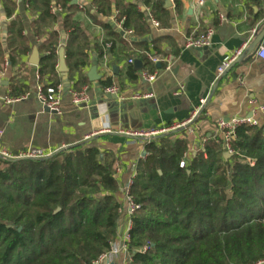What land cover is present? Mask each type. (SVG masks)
I'll return each instance as SVG.
<instances>
[{"label": "trees", "instance_id": "1", "mask_svg": "<svg viewBox=\"0 0 264 264\" xmlns=\"http://www.w3.org/2000/svg\"><path fill=\"white\" fill-rule=\"evenodd\" d=\"M89 0L95 14L72 0H27L36 15L31 29L46 34L39 47L44 73L54 71L53 54L66 44L69 71L89 64V36L80 13L106 31L105 45L126 41L108 22L113 8L124 28L140 37L149 32L136 1ZM11 20L0 37V62L14 63L29 49L22 18L12 0H0ZM176 7L179 1L174 0ZM164 21V0H142ZM56 6L60 11L51 13ZM58 23V30L46 29ZM3 38L6 49L1 43ZM144 44L142 46L144 47ZM110 45V44H109ZM144 58V57H143ZM145 59V58H144ZM145 66L155 65L145 59ZM132 70V68H130ZM107 86V83H104ZM157 136L145 145L129 195L140 207L132 215L128 251L131 264H247L264 261V122L241 125L225 158L219 135L179 167L186 139ZM116 158L79 144L42 159H0V264H94L117 237L122 203L116 193ZM147 246L142 252L139 248ZM115 264V263H113Z\"/></svg>", "mask_w": 264, "mask_h": 264}, {"label": "crops", "instance_id": "2", "mask_svg": "<svg viewBox=\"0 0 264 264\" xmlns=\"http://www.w3.org/2000/svg\"><path fill=\"white\" fill-rule=\"evenodd\" d=\"M12 1L16 5L13 15L18 14L23 20L29 49L14 63H8L6 59L0 62V85L3 92L11 95L30 92V96L14 104L0 102V129L3 131L1 144L12 152L33 146L52 154L61 148L69 149L85 144L112 154L116 158V196L123 205L113 245L119 246L125 233L124 187L132 175H135L138 161L147 155L145 145L148 142L143 137L132 136L128 132H147L185 122L198 106L199 100L206 97V103L193 123L170 135L171 139L187 140L188 149L182 158L186 156L189 160L202 149L208 138L218 135L215 128L217 120L254 114L260 124L264 122L262 112L259 111L264 104V60L256 56V47L250 52H246V49L237 65L216 78L218 66L249 37L250 30L257 28L253 40L260 32L263 26L264 0H203L202 4L198 3L199 0H178L179 7H176L174 0H164L167 17L163 18V22L153 14L149 6L142 4V0H125L124 2H137L149 32L137 37L133 35L132 28H125L131 30L132 34L121 36L131 43L125 46L116 41L113 47L111 43H107L105 46L108 48H103L101 56H98L95 44L102 46L106 31L82 9L81 20L89 36V64L79 72L69 71L65 60V73L58 69L59 56L55 52L54 71L44 73L41 70L40 62L44 53L40 52L39 47L47 36L34 35L31 22L36 15L26 8L27 0ZM74 4H79L80 7L85 5L90 14H95L89 0H76ZM147 10L158 22V27L151 24ZM118 14V10L113 8L108 17L98 16L97 20L108 22L120 32L121 29L116 25L121 22ZM220 14L225 18L224 21H220ZM0 15H3L1 2ZM58 28V23H55L46 30ZM209 28L214 33L205 49L184 47L185 37L201 35ZM66 37L67 34L62 35L56 51L59 52L63 40L66 43ZM1 43L5 51L3 38ZM34 48L38 52L37 65L29 63ZM65 50L66 44L64 55ZM147 53L162 58L153 63L154 69L150 64H144L145 59L149 62ZM92 65H96L100 76L95 81H90L87 76ZM143 70L157 71L158 76L149 83L140 76ZM38 83L62 85L60 113L50 112L38 103L34 95ZM85 86L89 104L84 107L75 106L70 92ZM109 86L117 88L115 100L106 97L105 89ZM147 93H152L153 97L133 98ZM203 139L205 142L202 146ZM126 257L125 252H120L115 257H109V261L127 264Z\"/></svg>", "mask_w": 264, "mask_h": 264}, {"label": "built area", "instance_id": "3", "mask_svg": "<svg viewBox=\"0 0 264 264\" xmlns=\"http://www.w3.org/2000/svg\"><path fill=\"white\" fill-rule=\"evenodd\" d=\"M169 1L173 2V0H169ZM198 3L202 4L203 0H199ZM58 11H60V8H57L56 6H52L50 8L51 13H55ZM147 15H148V18L150 19L151 24L154 27H158L159 26L158 22L153 18L149 10H147ZM219 18H220V21L225 20V18L221 14L219 15ZM112 19L114 22H116L114 17H112ZM10 20L11 18H6L3 15H0V37L2 36L5 25ZM116 25L121 29V31H123V34L125 36H130L132 34L131 30H128L122 27L121 22H117ZM213 33H214V30L212 28H209L206 30L205 33L201 35L187 36L185 37L184 47L185 48L207 47L211 42ZM256 33H257V28L255 27L252 28L250 30L249 37L244 42H242L239 48L234 50L231 54H229L223 59L220 66H218L217 68L216 78H218L221 74H223L225 70L229 67V65L247 49V47L253 41V38L256 35ZM61 47L64 48V44H62ZM55 54H58V51H55ZM255 54L259 59L264 60V38L261 40L260 43L257 44ZM147 57L152 63H157L162 60V58L154 54H151V53H147ZM129 62L132 63V60H129ZM140 76L143 80L149 83H152L157 78L158 72L157 71L149 72V71L143 70L141 71ZM182 89L183 88L181 87L180 90L182 91ZM61 91H62L61 84L44 85L43 83H38L36 86V91L34 95L38 103L43 108L53 113H60ZM105 92L107 94H116L117 88L115 86H109L105 89ZM29 96H30V92H26L24 94L16 95V96L11 95L9 92L7 93L3 92L2 87L0 85V102L4 104H14L17 102H21L27 99ZM70 96H71V101L75 106L84 107L89 104V96L87 93L86 86L80 90L71 91ZM151 97H153V94L147 93L142 96L136 95L133 98L142 99V98H151ZM206 100H207L206 97H203L199 100L198 106H196L192 110L190 117L185 122L172 124L171 126H168V127L152 129L147 132H128L127 134H130L132 136H137V137H143L147 143L157 136L168 134V133H173L179 129L185 128L191 125L193 121L198 117L202 107L206 103ZM259 111L262 112V115H263L262 118L264 119V104L259 108ZM241 125L258 126L260 125V120L254 114H251L250 116H233L227 120L219 119L215 123L216 131L221 138L222 147L225 150L226 154H232L231 140L234 138L236 129ZM105 131H109V130H105ZM2 134H3V131L2 129H0V159L1 160L12 161V160H24V159H42L52 154V153H47L44 150L33 147V146L26 147L18 152H12L2 146L1 144ZM203 142H205V139H203L202 141V146H203ZM187 160L188 159L186 158V156H184V158H182L179 162V167H182V168L185 167ZM133 177L134 175H132V177L126 182V185L124 187V200H125L124 215H125L126 227H125V233L123 235L122 242L119 246L112 244L110 251L107 254L101 256L99 261L95 262L94 264H102V262L105 259H109V257L111 256L115 257L120 252H125L126 255L128 254L125 262L127 264H131V255L128 251L129 231L132 227V215L140 207V205L136 204L131 198V196L129 195V191L132 186ZM147 248H148L147 246H143L139 248L138 250L145 252ZM247 264H264V261H256V262L247 263Z\"/></svg>", "mask_w": 264, "mask_h": 264}, {"label": "water", "instance_id": "4", "mask_svg": "<svg viewBox=\"0 0 264 264\" xmlns=\"http://www.w3.org/2000/svg\"><path fill=\"white\" fill-rule=\"evenodd\" d=\"M72 3H76V0H73ZM262 23H263V26L260 30V32L258 33V35L256 36V38L253 40V42L248 46L246 52H250L252 50H254V48L257 46L258 43L261 42V40L264 38V18L262 20ZM3 33L5 34L6 33V30L4 28L3 30ZM120 35H124L123 34V31H120L119 32ZM206 47H202V48H197L198 50H202V49H205ZM58 56H59V65H58V69L60 72H63L65 73L67 71V68H66V65H65V55H64V48L61 47L59 49V52H58ZM242 60V55L239 56L238 58H236L230 65L229 67L225 70V72H227L229 69H231L233 66L237 65L240 61ZM39 62V59H38V52L37 50L34 48L33 51H32V54L30 56V59H29V63L30 64H33V65H37ZM137 66H139V64L137 62H135ZM157 67H159V65H157ZM87 76H88V79L90 81H95V80H98L100 78V76H98L97 74V67L96 65H92L87 73ZM107 98H113L114 100L117 98V95L116 94H107L106 96ZM66 150V148H61L59 150H56L54 153H60L62 151ZM225 157H228L230 156V154H225L224 155ZM12 161H16V160H12ZM103 264H113V262H110L109 259H105L103 261Z\"/></svg>", "mask_w": 264, "mask_h": 264}, {"label": "rangeland", "instance_id": "5", "mask_svg": "<svg viewBox=\"0 0 264 264\" xmlns=\"http://www.w3.org/2000/svg\"><path fill=\"white\" fill-rule=\"evenodd\" d=\"M128 255V254H127Z\"/></svg>", "mask_w": 264, "mask_h": 264}]
</instances>
